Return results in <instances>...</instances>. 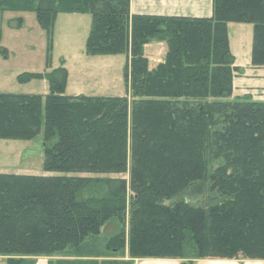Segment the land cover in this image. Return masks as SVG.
<instances>
[{"label": "trees", "instance_id": "obj_1", "mask_svg": "<svg viewBox=\"0 0 264 264\" xmlns=\"http://www.w3.org/2000/svg\"><path fill=\"white\" fill-rule=\"evenodd\" d=\"M6 11L35 14L47 69L60 13L91 16L86 54L128 61L123 96L66 95L62 66L17 76L45 79V95L0 93V139L31 140L42 129L43 169L57 173L0 172L5 264L83 255L108 223L106 250L127 249L128 260L56 264L264 260V101L233 96L240 70L227 31L252 25L251 65L264 66V0H212L209 18L131 14L130 0H0ZM153 40L166 50L150 69L144 46ZM119 174L128 178L111 176ZM202 183L214 194L206 203L180 197Z\"/></svg>", "mask_w": 264, "mask_h": 264}, {"label": "rangeland", "instance_id": "obj_2", "mask_svg": "<svg viewBox=\"0 0 264 264\" xmlns=\"http://www.w3.org/2000/svg\"><path fill=\"white\" fill-rule=\"evenodd\" d=\"M22 18V26L18 29L9 27V22ZM91 16L79 13H60L54 24L53 43L50 53V68H46L47 35L40 28L33 12H0V47L7 50V55H0V93L41 94L49 91L45 79H34L28 83H19L16 78L21 73H43L59 66L67 70L66 95L123 96L125 83L123 72L128 56L88 55L85 52V41L90 29ZM166 46L156 40L144 46V55L153 66L156 59L163 58ZM256 100L264 96L259 90ZM253 99V98H252ZM0 172L51 176L43 169V136L42 129L38 136L31 140L0 139ZM125 177L127 174L111 175ZM214 195L209 193L205 183L184 192L180 197L194 204H204ZM115 223L102 227L99 237L85 244L83 255L75 254L64 257L52 256L30 257L34 264H56L59 260L94 261L100 263L107 260H128L127 249L112 253L105 247L106 239ZM39 259V263H38ZM149 259V258H148ZM5 257H0V264ZM133 260V264H135ZM175 260V259H173ZM177 260V259H176ZM198 260L228 262L231 264H264V260H252L238 257L235 259H197L193 261L179 260L178 264H196Z\"/></svg>", "mask_w": 264, "mask_h": 264}, {"label": "crops", "instance_id": "obj_3", "mask_svg": "<svg viewBox=\"0 0 264 264\" xmlns=\"http://www.w3.org/2000/svg\"><path fill=\"white\" fill-rule=\"evenodd\" d=\"M130 13L136 15H158L171 17L209 18L212 16V0H130ZM228 40L234 57L233 96L250 95L264 92V66L251 65L252 25L228 23ZM158 60V61H157ZM163 58L156 59L155 67ZM149 61V59H148ZM257 101H264V96ZM39 263V259H38ZM173 259H136L135 264H178ZM196 264H231L221 261L198 260Z\"/></svg>", "mask_w": 264, "mask_h": 264}]
</instances>
